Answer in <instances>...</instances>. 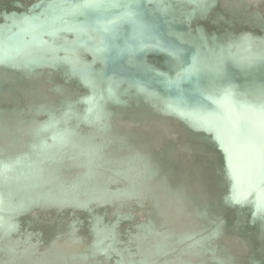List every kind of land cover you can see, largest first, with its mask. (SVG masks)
<instances>
[{"label": "water", "instance_id": "water-1", "mask_svg": "<svg viewBox=\"0 0 264 264\" xmlns=\"http://www.w3.org/2000/svg\"><path fill=\"white\" fill-rule=\"evenodd\" d=\"M205 2L135 0L132 10L150 33L139 40L135 56L130 57L128 46L121 47L116 37L108 38L93 25L94 10H87L86 33L34 35L30 19L50 23L55 0H0V95L14 81H22L30 89L39 85L25 111V115L31 109L37 114L34 121L26 122L29 132L14 130L13 138H0V264H34L13 249L18 244L53 246L57 221L50 228L51 219L28 216L29 208L38 206L48 195L43 193L47 186L40 184L41 177L60 176L73 169L70 163L77 166L82 159L75 155L79 152L86 151L91 158L105 153L96 138L87 136L88 129L100 128L117 142L129 141L135 134L146 141L145 130L154 129V124L160 134H152L155 142L150 148L159 162L177 171L188 165L186 159L197 158L199 176L204 174L202 181L206 183L210 177L220 183L214 193L206 192L202 181L195 187L204 214L221 233L218 241L227 239L238 246L235 253L222 259L224 263L264 261L260 226L240 228L234 223L237 216H247V209L236 210L224 203L230 182L223 155L213 138L192 119V114L220 112L215 101L225 96L237 105L264 108V52L255 51L254 44V50L249 51L241 39L264 38V0H214L207 13ZM126 7L121 4V8ZM101 14H111V10ZM230 40L236 44L231 49ZM218 43L225 45L223 50H218ZM181 69L192 71L178 82L176 74ZM23 71L32 74L26 76ZM61 82L64 84L59 85ZM63 99L66 110L57 111V103ZM9 112L22 115L17 107ZM55 138L59 146L54 144ZM69 144L72 147L67 150L60 148ZM173 145L176 150L185 147L184 157L180 150L171 152ZM138 153L132 150L134 156ZM155 162L153 159L150 165L156 167ZM74 173L78 176L77 169ZM185 182L194 188L189 176ZM35 188H40L36 195L32 193ZM91 221L94 230L90 240L102 241L106 227L93 218ZM106 242L98 245L107 246ZM98 249L92 247L95 253Z\"/></svg>", "mask_w": 264, "mask_h": 264}, {"label": "bare ground", "instance_id": "bare-ground-1", "mask_svg": "<svg viewBox=\"0 0 264 264\" xmlns=\"http://www.w3.org/2000/svg\"><path fill=\"white\" fill-rule=\"evenodd\" d=\"M94 12L95 26L101 13ZM30 23L33 26L43 24L32 18ZM126 31L129 35L119 39L123 48L129 45L136 47L139 40L150 33L143 24L135 29L129 25ZM133 31L135 39L131 37ZM23 73L26 76L32 74L31 71ZM21 83L12 82L8 91L0 95V138H13L11 132L14 130L29 132L26 122L34 121L37 117L34 110L31 109L27 115L25 111L29 104L31 106L32 95L39 91V85L30 89ZM16 107L22 115L16 116L11 111L6 113ZM65 110L66 100L58 101L57 111ZM67 112L72 117L76 116L69 109ZM153 126L154 129L145 130L148 136L151 135L149 142L148 136L146 142L136 134L130 136L129 141L117 142L103 134L104 130L100 128L88 129L87 136L96 138L105 153L100 158H91L86 156V151L79 152L75 154L82 158L79 165L68 161L73 169L60 176L47 174L41 177L40 184L47 186L43 193L48 195L38 206L29 208L28 216L51 219L50 228L57 221L55 235L58 236L53 246L39 248L34 244H18L13 249L21 251L28 262L34 264H225L222 259L235 253L238 246L227 239L218 241L221 234L219 229L211 226L204 214L206 212L195 187L204 178V174L199 176L198 159H186L188 165L178 167L177 171L171 170L167 163L159 162L150 148L151 143L155 142L152 134H160L157 125ZM54 140L55 143H52L59 146L58 139ZM86 140H90L89 137ZM69 145L60 148L67 150L72 147V144ZM173 146L171 152L180 150L179 155L184 157L185 147L176 150ZM132 147L139 152L138 155L132 154ZM87 153L90 152L87 150ZM153 159L155 164L158 162L156 167L150 165ZM79 167H83L80 172ZM76 169L79 177L75 173L72 175ZM186 173L193 189L185 182L188 178ZM205 180L206 183L202 182L206 192L214 193L221 187L210 177ZM35 190L32 191L35 195L40 192V188ZM230 213L234 214V211ZM92 218L106 227L107 240H90L94 230ZM103 241H107L108 245L107 242V246L98 245ZM93 246L99 247V252H93Z\"/></svg>", "mask_w": 264, "mask_h": 264}, {"label": "snow or ice", "instance_id": "snow-or-ice-1", "mask_svg": "<svg viewBox=\"0 0 264 264\" xmlns=\"http://www.w3.org/2000/svg\"><path fill=\"white\" fill-rule=\"evenodd\" d=\"M135 0H55L51 12V22L34 25L35 32L53 34L57 31L68 33H86L89 29L87 10L98 13L111 10V14L98 15L95 26L113 35L117 41L121 36L127 37V26L133 29L142 23L138 14L132 10ZM127 4L121 8V4ZM214 7V0H206L204 11L207 13ZM135 39V32L131 33ZM249 51L264 52V38L245 36L241 38ZM223 43H218V50H223ZM236 46L229 41L228 47ZM102 52L103 49H98ZM130 57L135 56V46L127 48ZM196 58H193L195 64ZM192 69H181L177 72V81ZM220 109L218 113L201 115L192 114L196 124L210 135L223 155L226 175L230 182L224 203L236 210L247 209V216H237L234 221L240 228L260 226L264 238V108H254L247 105H237L228 96L215 101ZM181 116L185 115L179 112ZM222 223H226L222 221ZM264 255V248L260 249ZM253 264H264V261H254Z\"/></svg>", "mask_w": 264, "mask_h": 264}]
</instances>
